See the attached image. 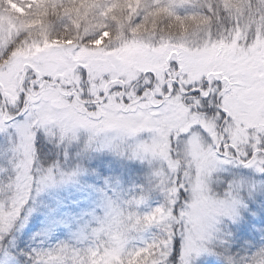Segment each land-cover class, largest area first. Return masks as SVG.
Returning a JSON list of instances; mask_svg holds the SVG:
<instances>
[{
  "label": "rangeland",
  "instance_id": "374dc122",
  "mask_svg": "<svg viewBox=\"0 0 264 264\" xmlns=\"http://www.w3.org/2000/svg\"><path fill=\"white\" fill-rule=\"evenodd\" d=\"M44 1L0 0V201L14 202L3 223L41 191H64L78 205L75 214L62 213L68 226L51 233L48 213L20 253L68 245L78 254L94 249L89 264H166L175 237L182 247L175 245L172 264L179 256L180 264H264V177L255 174L264 171V152H255L264 143V0L248 16L222 9L229 26L235 22L229 42L217 35L220 18L216 30L198 22L206 37L195 36L184 56L169 60L148 38L108 45L104 34L88 45L48 44L41 9H32ZM29 69L34 80L23 78ZM202 78L225 85L221 106L231 123L223 130L217 117L189 111L185 88ZM61 151L72 158L54 162ZM102 157L124 161L114 168L121 188L103 211L95 194L73 185L99 186L85 174ZM93 211L102 223L91 220ZM81 228L101 231L78 241ZM61 230L67 237L55 239ZM3 254L0 264L16 263Z\"/></svg>",
  "mask_w": 264,
  "mask_h": 264
},
{
  "label": "trees",
  "instance_id": "16d2710c",
  "mask_svg": "<svg viewBox=\"0 0 264 264\" xmlns=\"http://www.w3.org/2000/svg\"><path fill=\"white\" fill-rule=\"evenodd\" d=\"M44 2L39 6H33L32 9H41L40 24L43 26V35L48 44L60 42L88 45L104 34L106 42H109L108 45H114L117 41L118 44L121 42L129 44L131 39L148 38L147 45L163 49L166 60H169L168 57L171 55L184 56L190 45L188 43L195 40V36L200 39L206 37L204 31H199L202 28L198 27V22L216 30L218 27L216 19L220 18L224 24L221 25L217 35L220 39L223 37V40L229 42L230 37H233L235 22L232 20L234 24L229 26L230 13L227 14L222 9H246L244 15L248 16L252 14L248 9L263 8L260 0H45ZM173 9H188L196 12H176ZM184 41L187 42L185 45L182 44ZM30 71L33 73L32 69L26 70L23 77L29 81L36 77L34 74L32 76L31 73L28 74ZM258 151L263 153L264 148L260 147V150L255 152ZM4 191L5 189L0 187V199ZM62 192L58 194L46 190L38 195L33 193L31 203L27 206V211H24L32 215L28 218L26 215L15 232L17 257L6 247L0 249V258L3 257V253H7L16 262L15 264H29L28 259L20 253V247H24L30 238L37 235L42 226H45L49 207H55L57 200L64 201L60 207L62 210H57V220L67 221L62 216L65 210L68 215L75 214L78 204L72 203L73 198L70 195L66 196L68 200H64L66 193ZM34 203L37 205L35 208H33ZM57 237L67 236L61 230L55 239Z\"/></svg>",
  "mask_w": 264,
  "mask_h": 264
},
{
  "label": "snow or ice",
  "instance_id": "6c2138e0",
  "mask_svg": "<svg viewBox=\"0 0 264 264\" xmlns=\"http://www.w3.org/2000/svg\"><path fill=\"white\" fill-rule=\"evenodd\" d=\"M225 85L221 80H212L209 82L207 79H201L199 83L189 84L185 88V96L188 99V107L190 112L203 113L206 117L213 116L217 117L216 124L218 128L223 130V127H227L225 123H231V117H229L228 113L221 106L223 103V96L221 93L224 91ZM179 86L173 85V94L178 92ZM167 91V89H165ZM0 99H3L0 96ZM18 119H21L18 117ZM196 129L203 132L204 130L199 128V125L195 126ZM206 135V133H205ZM171 139V138H170ZM211 138L209 137V140ZM33 148L36 151L37 158H39L41 153V133L37 132L33 139ZM52 145L45 144L43 146L45 151L51 149ZM60 148L63 146L60 145ZM259 147L264 148V144H261ZM251 151L247 153L246 159H251ZM72 158V153L70 151H61L56 156L54 162L59 163L60 160L68 161ZM101 162L96 166L90 167L85 174V177H91L94 181H99V186L96 183L90 184H82L80 179H77L74 182V186L78 187V191L86 193V194H95L98 197L97 203L100 207L101 211L104 209L105 202H112L113 196L116 195L117 190L121 188L120 184V176L114 171V168L124 163L123 159L117 158L113 159L109 157V159L101 158ZM128 163H131L130 161ZM256 175L264 177V171H257ZM75 175V173H73ZM68 183H73L69 181ZM111 193L112 195H109ZM181 195L184 193L181 192ZM31 201V194H29V200ZM28 202H25L24 208H27ZM13 201L8 200L7 202L0 201V249L8 248L9 251L13 252L16 257V241H15V232L17 230V226L23 222L26 218V213L24 209H20L19 215H17L16 219L13 220L7 227L3 223V213L10 206L13 205ZM63 205V201L57 200L55 203V207H49L48 213L52 218L49 223V233L56 230L57 227L63 225L68 226L67 221L60 219H56V212ZM248 209V205L246 206ZM91 220L95 223H102L100 216H98L95 211L89 213ZM243 221V216L240 217L239 220L230 221L231 225L241 224ZM101 231V228H81L77 232V239L81 241V238L86 239L87 233L91 232L92 234H98ZM180 245V250L182 247V241L175 239L172 240V253L168 257V262L166 264H172V255L176 244ZM83 255L85 259H79V255ZM78 254L75 251L71 250L68 245H57L55 248L50 249L48 251H35L29 254L27 257L29 264H89L87 257L89 255H96V251L92 248L85 250L83 253ZM48 257H52V260H48ZM181 257L179 256V260L177 264H180ZM18 261V260H17Z\"/></svg>",
  "mask_w": 264,
  "mask_h": 264
}]
</instances>
